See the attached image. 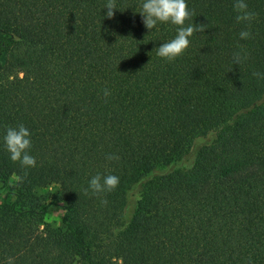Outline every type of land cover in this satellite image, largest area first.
Listing matches in <instances>:
<instances>
[{"label": "trees", "instance_id": "16d2710c", "mask_svg": "<svg viewBox=\"0 0 264 264\" xmlns=\"http://www.w3.org/2000/svg\"><path fill=\"white\" fill-rule=\"evenodd\" d=\"M104 2L0 0V136L23 123L37 161L25 170L0 144V262L264 264V0H245L251 23L234 0H187L203 30L172 61L156 47L176 26L148 32L141 0H116L111 18ZM208 133L189 168L156 172ZM97 173L116 188L86 194Z\"/></svg>", "mask_w": 264, "mask_h": 264}, {"label": "clouds", "instance_id": "9594fccd", "mask_svg": "<svg viewBox=\"0 0 264 264\" xmlns=\"http://www.w3.org/2000/svg\"><path fill=\"white\" fill-rule=\"evenodd\" d=\"M233 8L238 23H251L256 15L255 12L248 10L245 0H234ZM103 9H106L104 16L111 18L114 14L113 9H118L116 0H105ZM136 12L140 14L142 23L149 30L148 32L157 29L159 24L176 26L173 38L156 47V55L165 61H172L183 54L189 46L193 33L203 30L201 26L194 23H185L193 15L187 7V0H141L140 9ZM238 36L239 39L246 40L251 38V33L245 28L238 33ZM245 58L240 51H236L233 53L232 63L239 65ZM253 75L257 78H264V73L254 72ZM109 95L110 91L107 88L103 89V96L107 98ZM0 144L12 162H18L25 170L36 167V157L30 154L31 132L23 123H19L15 127H5L2 136H0ZM106 159L111 161L118 157L108 154ZM16 179L19 180L21 177H16ZM118 183L119 177L116 175L97 173L88 180V186L84 192L86 194L89 191L92 194L110 192L116 188ZM101 203H106V201L102 200ZM7 264H14L12 257L7 258Z\"/></svg>", "mask_w": 264, "mask_h": 264}, {"label": "rangeland", "instance_id": "374dc122", "mask_svg": "<svg viewBox=\"0 0 264 264\" xmlns=\"http://www.w3.org/2000/svg\"><path fill=\"white\" fill-rule=\"evenodd\" d=\"M213 138V134L212 133H208L206 136L203 137H198L196 138V140L194 141V143L192 144V147L190 148V153L183 159L169 165V166H163V167H158L156 169L157 173H162L171 169H176V168H189L192 164L193 161V155L195 150L197 149V147L200 144L209 142L211 139ZM17 176H11L8 180H7V185L13 186L16 190H20L23 188L24 182L23 179H16ZM142 183V182H141ZM141 183L137 184L135 187H133L130 192L127 195V199H126V204L124 206L123 212L126 216H129L136 204V200L139 198L140 195V191H141ZM46 190V189H44ZM48 190H51V188H48ZM52 191H55L54 188H52ZM5 192V188L4 186L1 184L0 182V200L2 199L3 195ZM60 217H61V213H60V208L58 205L51 203L49 205L47 214H46V219L47 221L54 223V224H59L60 223Z\"/></svg>", "mask_w": 264, "mask_h": 264}]
</instances>
